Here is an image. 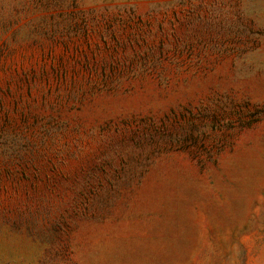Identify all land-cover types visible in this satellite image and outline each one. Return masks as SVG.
Masks as SVG:
<instances>
[{
    "label": "rangeland",
    "instance_id": "obj_1",
    "mask_svg": "<svg viewBox=\"0 0 264 264\" xmlns=\"http://www.w3.org/2000/svg\"><path fill=\"white\" fill-rule=\"evenodd\" d=\"M0 264H264V0H0Z\"/></svg>",
    "mask_w": 264,
    "mask_h": 264
}]
</instances>
